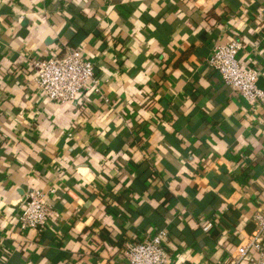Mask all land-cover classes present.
<instances>
[{
	"label": "crops",
	"instance_id": "0c3cea01",
	"mask_svg": "<svg viewBox=\"0 0 264 264\" xmlns=\"http://www.w3.org/2000/svg\"><path fill=\"white\" fill-rule=\"evenodd\" d=\"M234 39L264 88V0H0V264H127L163 230L173 264H223L264 209V111L208 65ZM72 46L100 92L48 100L32 61Z\"/></svg>",
	"mask_w": 264,
	"mask_h": 264
},
{
	"label": "built area",
	"instance_id": "2783aa9c",
	"mask_svg": "<svg viewBox=\"0 0 264 264\" xmlns=\"http://www.w3.org/2000/svg\"><path fill=\"white\" fill-rule=\"evenodd\" d=\"M243 48L241 40L234 39L217 44L208 65L216 71L222 82L229 86L245 101L257 103L264 111V88L259 86L260 72L255 67L241 63L239 54ZM36 69L34 82L48 100L60 103L77 101L89 88L100 92L93 60L83 54L81 47H71L64 55L37 58L32 61ZM52 212L48 195L35 191L27 198L25 210L19 218L21 229L38 228L46 225ZM254 229L245 240L230 252L223 264H245L257 253L255 264H264V209H259L252 218ZM208 232L213 224L202 225ZM169 236L163 230L141 241L130 243L125 249L127 264H173L168 254Z\"/></svg>",
	"mask_w": 264,
	"mask_h": 264
},
{
	"label": "trees",
	"instance_id": "16d2710c",
	"mask_svg": "<svg viewBox=\"0 0 264 264\" xmlns=\"http://www.w3.org/2000/svg\"><path fill=\"white\" fill-rule=\"evenodd\" d=\"M72 47H75V46H72Z\"/></svg>",
	"mask_w": 264,
	"mask_h": 264
}]
</instances>
